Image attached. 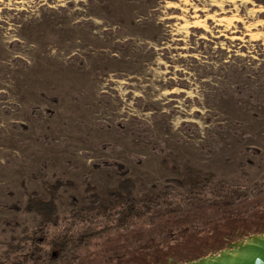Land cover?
<instances>
[{
    "label": "rangeland",
    "instance_id": "obj_1",
    "mask_svg": "<svg viewBox=\"0 0 264 264\" xmlns=\"http://www.w3.org/2000/svg\"><path fill=\"white\" fill-rule=\"evenodd\" d=\"M102 161L159 203L73 264H176L264 233V5L0 0V255L42 220L30 192L62 219L87 185L118 189Z\"/></svg>",
    "mask_w": 264,
    "mask_h": 264
},
{
    "label": "trees",
    "instance_id": "obj_2",
    "mask_svg": "<svg viewBox=\"0 0 264 264\" xmlns=\"http://www.w3.org/2000/svg\"><path fill=\"white\" fill-rule=\"evenodd\" d=\"M256 2L264 5V0H256ZM44 96L51 98L47 94ZM103 165L114 166L121 170H119L122 177L119 188L108 190L106 195L102 196L95 192V186L87 185L85 202L71 198V201L68 202L71 213L62 219L58 216L56 196L53 193L47 199L34 200L32 197H35L36 192H30L29 201L24 208L28 213L39 212L42 215V220L33 231L25 236V239L16 242L12 249L5 252L4 256L0 255V264H73L77 258V248L87 244L92 237L101 236L104 232L117 226L126 227L134 218H148L149 215L151 218L155 211L152 208L158 205L159 200L155 201L147 196H135L132 191L131 179L127 176V170H122V164L109 161L94 163L95 168ZM190 179L191 183L198 180L192 177ZM73 185L74 182L71 180L58 179L55 185H50V189L54 191L56 186L59 188ZM255 185L259 186L257 183ZM164 202H168V200H164ZM11 207L18 208L19 206L13 204ZM116 214L118 216L115 219ZM103 217L108 222L115 219L116 224L96 229L94 223ZM65 223H69L68 226L61 229ZM80 223H83L81 228L70 227V224ZM38 231L44 233L43 237H38ZM51 233L52 236L48 238Z\"/></svg>",
    "mask_w": 264,
    "mask_h": 264
},
{
    "label": "water",
    "instance_id": "obj_3",
    "mask_svg": "<svg viewBox=\"0 0 264 264\" xmlns=\"http://www.w3.org/2000/svg\"><path fill=\"white\" fill-rule=\"evenodd\" d=\"M176 264H264V233L252 234L240 241L230 242L216 253Z\"/></svg>",
    "mask_w": 264,
    "mask_h": 264
},
{
    "label": "flooded vegetation",
    "instance_id": "obj_4",
    "mask_svg": "<svg viewBox=\"0 0 264 264\" xmlns=\"http://www.w3.org/2000/svg\"><path fill=\"white\" fill-rule=\"evenodd\" d=\"M228 246V244L224 247V248H226ZM224 248H222V249H224ZM221 249V250H222ZM220 251V250H219ZM182 263H188L189 261H181Z\"/></svg>",
    "mask_w": 264,
    "mask_h": 264
}]
</instances>
